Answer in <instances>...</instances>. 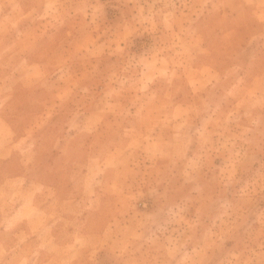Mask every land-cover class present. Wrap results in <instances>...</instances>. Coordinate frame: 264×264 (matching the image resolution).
Returning <instances> with one entry per match:
<instances>
[{
    "label": "rangeland",
    "instance_id": "rangeland-1",
    "mask_svg": "<svg viewBox=\"0 0 264 264\" xmlns=\"http://www.w3.org/2000/svg\"><path fill=\"white\" fill-rule=\"evenodd\" d=\"M0 264H264V0H0Z\"/></svg>",
    "mask_w": 264,
    "mask_h": 264
},
{
    "label": "crops",
    "instance_id": "crops-1",
    "mask_svg": "<svg viewBox=\"0 0 264 264\" xmlns=\"http://www.w3.org/2000/svg\"><path fill=\"white\" fill-rule=\"evenodd\" d=\"M31 79H33L32 80V82L34 83V84H36V83H38V81H37V77H38V72H34V71H31ZM3 82H6V80H3Z\"/></svg>",
    "mask_w": 264,
    "mask_h": 264
}]
</instances>
